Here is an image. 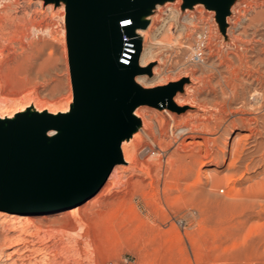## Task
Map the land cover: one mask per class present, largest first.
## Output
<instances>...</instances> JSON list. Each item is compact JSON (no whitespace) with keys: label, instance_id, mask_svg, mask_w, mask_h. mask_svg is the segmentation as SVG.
Here are the masks:
<instances>
[{"label":"rangeland","instance_id":"374dc122","mask_svg":"<svg viewBox=\"0 0 264 264\" xmlns=\"http://www.w3.org/2000/svg\"><path fill=\"white\" fill-rule=\"evenodd\" d=\"M8 1L0 0V7ZM21 1L42 23L30 37L44 75L36 88L0 93V109L15 111L31 96L36 109L57 111L73 101L66 4ZM164 1L147 19L146 29L157 38L150 34L143 41L152 42L154 52L141 72L147 73V89L176 85L180 104H141L154 143L144 137L135 147L134 163H117L101 189L81 204L41 212L16 195L8 203L25 200L20 209L0 205V264H264V97L261 105L253 99L255 88L264 89L256 80L258 74L264 78V62L258 61L264 59V0H232L238 4L224 26L214 6ZM203 30L212 36L214 50L213 57L204 53L206 64L187 46ZM246 45L260 71L240 81L236 54ZM191 94L193 102H186ZM192 123L198 126L195 137L184 136L183 142L175 136L178 127ZM195 139L201 142L195 150L202 153L197 164L193 146L184 147ZM205 148L212 153L204 156ZM181 165L189 172L182 180L175 174ZM14 210L32 213L35 223L22 230L9 219Z\"/></svg>","mask_w":264,"mask_h":264},{"label":"water","instance_id":"95a60500","mask_svg":"<svg viewBox=\"0 0 264 264\" xmlns=\"http://www.w3.org/2000/svg\"><path fill=\"white\" fill-rule=\"evenodd\" d=\"M164 0H66V29L73 107L50 121L34 113L4 126L0 120V205L11 196L28 198L37 211L71 208L89 199L104 185L114 166L123 161L121 141L133 130L131 101L169 102L176 85L144 89L132 75L139 71L138 39L133 26L147 25L140 17L148 5ZM185 6L194 0H184ZM232 0H205L216 7L224 26ZM152 3V4H151ZM130 20L133 24H122ZM123 35L130 37L131 56ZM49 123L63 128L58 140L46 146ZM5 196V197H4ZM7 196V197H6Z\"/></svg>","mask_w":264,"mask_h":264},{"label":"bare ground","instance_id":"6f19581e","mask_svg":"<svg viewBox=\"0 0 264 264\" xmlns=\"http://www.w3.org/2000/svg\"><path fill=\"white\" fill-rule=\"evenodd\" d=\"M64 1L65 2H63V7H64V4H66V0H64ZM154 1L155 0H153V2H152L153 5H154ZM193 3L196 5L204 4L205 0H194ZM157 4H159V3L155 2V5H157ZM237 4H238L237 1L234 3V5L230 4L229 5L230 10L234 9L237 6ZM254 4H256V3H254ZM23 5H22L21 0H12L11 2L8 1V3L2 4L0 7V93L8 92L11 94H18V93L24 91L25 89H27L29 87L36 88V86L40 82V79L44 75V73L42 75L43 62H40V59L42 57L40 56V59L38 61V55L39 54H37V52L35 51V40L30 37L31 30L32 29L40 30L42 23L39 19H36L35 16L30 17L29 14L25 11V8L23 7ZM49 6H52V4H49ZM20 7H21V11H22L21 14L19 13ZM153 9H154V7L152 8V5H148L146 7V11L140 17L141 22L144 20H147L149 18L150 14H152ZM175 10H177V9H175ZM175 10H173L174 13H175ZM213 10L216 11V9H213ZM238 18H240V17H238ZM148 21H150V19ZM127 24L132 25L133 23L130 22ZM132 30H133V37L138 39V41H139L140 49H139L138 53L135 50L134 51L133 50H130V51L125 50V53H128V54H132V52L137 53L136 63H137V66L139 68V71L135 72L132 75V80L135 84H137L141 88L147 89L144 86H145V84L147 85V83H148L147 82L148 76H147V73L141 72V68H144L148 64V60L153 55L154 47L152 46V42L150 44L148 43V45H144L143 41H145L147 38H148V40H150L149 39L150 34H153L152 39L157 38V35H154V33L150 31L151 29L150 30L146 29V26H144L142 24L134 25ZM178 37L179 36H177L175 38L174 42H178ZM194 41H195V44H192V41L190 40L189 43L187 44V46L189 48H191L193 55L194 54L198 55V59H197L198 61L202 62L203 64H206L205 63L206 62L205 54L208 56H211V57L214 56V50L212 47L213 46L212 36H210V34H208L205 30H203L197 34ZM241 41H242V39H241ZM155 43H162V41L156 40ZM36 49H38V48H36ZM206 50H208L207 53H205ZM40 53H42V52H40ZM249 53H250L249 52V46L247 47V45H246L242 49L241 52H237V54H236V60H237L238 64L236 65V68H235V74H236V77L240 81H243V80L250 81L251 77H253V75H254V72L256 73V72H258V70L260 71V67H258L257 69H254L256 62L254 64V63H252V60L255 58L252 55H250ZM131 57H133V54ZM221 58H223V57H221ZM256 58H258V57H256ZM224 61H225V59H224ZM258 61L264 62V59L258 58ZM212 62L213 63H211L210 66L214 65L213 60H212ZM207 66H209V64ZM239 73H243L244 75H246V77L240 78ZM156 76L159 77V75H156ZM258 76H259V74H258ZM258 76L256 77V80L259 81V85L261 84L263 86L264 78L263 77L260 78ZM191 87H193V86H191ZM188 90H191V89L189 88ZM185 94H187V93H185ZM181 95L182 94L180 93L179 90L178 91L175 90L174 93L170 96L169 100H171L174 103L177 102L178 104H180L179 102L182 99ZM192 97H193V94H191L189 97L185 98L184 100H186V102H189V103L193 102ZM253 97H254L253 99L255 100V103L261 105L260 99H262L264 97V89L255 88L254 92H253ZM36 105L37 104L34 103L32 97L29 96L28 99H26V103H24V105H22V107H20L19 109H16L15 111L14 110L6 111V110L0 109V120L4 126H8L12 120L18 119V118L22 117L23 115H25L26 119L28 120L32 114L38 113V114L43 115L45 118L49 119L50 121H55L58 116L68 114L72 111L73 101L70 103V105H68V103H67L65 106L58 107V109H60V110L57 109V111L55 108H50V107H48L49 109L47 108L48 110H46V109L41 110L40 108L36 109L35 108ZM252 108H255V106L254 107L252 106ZM61 109H64V111ZM131 112H132V116H133L132 123L125 127V131L133 130V133H132V136L130 138H126V136H124L122 138L121 145H120L122 156H123V161L126 163H130L133 160V158L136 157V155L134 153L135 147L138 145V143L144 137H146V139L153 142L152 131H151V133L149 131H147V128L150 127V123L147 120V114L148 113L142 110L141 104L135 103L133 101H131ZM252 117H253V115H252ZM247 118H249V117H247ZM197 128H198V126L194 125L193 123L192 124H185L183 126L178 127L176 129V131L174 132V134H175V136L180 137L181 139L183 138V142H185L184 136L195 137V135H196L195 132H196ZM253 129H254V127H253ZM62 132H63V128L55 126L54 123L47 124L46 128H45L46 146L49 147L51 144L55 143L58 140L59 136L62 134ZM180 138H178V139H180ZM198 142L199 141H197V139H195V140L189 141V143L185 144V146H184V147H189V146L192 147L193 146L192 151H191L192 153L191 152L190 153L193 156V159H194L193 161L196 162V164L199 163V161H201V154H202L200 151L195 150V148H197L199 146V143H201V142H199V143ZM205 149H204L205 153L203 154L204 156L205 155L208 156L212 153L209 148L208 149L205 148ZM146 150H147V148H146ZM140 151H142V150H140ZM151 152H152V150L150 152L148 151V156H151L150 155ZM158 154H160L159 151H158ZM144 155H146V154H144ZM155 157H157V156H155ZM151 158H152V156H151ZM159 158H161V157L159 156ZM169 159H171V158H169ZM169 159H168V161H169ZM193 161H191V162H193ZM131 163H134V162H131ZM177 163H176V165H177ZM169 164H170V161H169ZM183 166L185 168V165H183ZM189 168H192L191 165L189 166ZM181 169H182V165H181V167H179V166L177 167V170L175 171L176 178L177 177H178V179L181 178V180H182V178L186 179V177L189 176L188 175L189 172L187 170L182 171ZM166 172L167 171H165V173ZM164 179L167 180L166 178H164ZM112 180H113V178L111 176L109 181H112ZM172 180H174V179H172ZM169 182H171L170 179H169ZM178 182H176V183L178 184ZM176 183H174V184H176ZM161 184H163V183H161ZM177 184L175 186H177ZM169 185L170 184H168V186ZM24 202H25V200H23V199H17V201H15V203L10 202V203L5 204L4 206H8L9 208H14V209H18V208L20 209L22 207V204H24ZM76 208L78 209V207H76ZM76 208L74 210H72V212L78 211ZM1 213H4V212H1ZM7 214L9 216L10 220L17 223L16 225H20V227H22V230H24V227L26 225H30V224L35 223L34 215L32 213H29V212L18 213L17 210H14V211L9 212ZM20 231H21V229H20Z\"/></svg>","mask_w":264,"mask_h":264},{"label":"built area","instance_id":"2783aa9c","mask_svg":"<svg viewBox=\"0 0 264 264\" xmlns=\"http://www.w3.org/2000/svg\"><path fill=\"white\" fill-rule=\"evenodd\" d=\"M123 40L124 42L126 43L127 46H125L126 50H133L134 51V48H133V43L130 41V37L127 36V35H123ZM125 53V52H124ZM125 54H128V53H125ZM131 56V54H128ZM195 57H196V60L198 58V55L195 54ZM104 264H120L114 260H107Z\"/></svg>","mask_w":264,"mask_h":264},{"label":"snow or ice","instance_id":"6c2138e0","mask_svg":"<svg viewBox=\"0 0 264 264\" xmlns=\"http://www.w3.org/2000/svg\"><path fill=\"white\" fill-rule=\"evenodd\" d=\"M125 23H127V21H125Z\"/></svg>","mask_w":264,"mask_h":264}]
</instances>
